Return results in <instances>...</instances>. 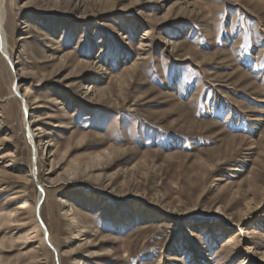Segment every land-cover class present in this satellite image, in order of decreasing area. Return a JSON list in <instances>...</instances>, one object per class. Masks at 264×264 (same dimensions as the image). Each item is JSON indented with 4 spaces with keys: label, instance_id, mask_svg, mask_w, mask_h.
<instances>
[{
    "label": "rangeland",
    "instance_id": "obj_1",
    "mask_svg": "<svg viewBox=\"0 0 264 264\" xmlns=\"http://www.w3.org/2000/svg\"><path fill=\"white\" fill-rule=\"evenodd\" d=\"M3 5L0 264H264V0Z\"/></svg>",
    "mask_w": 264,
    "mask_h": 264
},
{
    "label": "bare ground",
    "instance_id": "obj_2",
    "mask_svg": "<svg viewBox=\"0 0 264 264\" xmlns=\"http://www.w3.org/2000/svg\"><path fill=\"white\" fill-rule=\"evenodd\" d=\"M4 0H0V53L2 55H5L6 53V31H5V9H4ZM122 39H126V36H124ZM16 77V75L14 76ZM14 82V80H13ZM14 85V84H13ZM19 93V95H18ZM11 97L15 98L14 96H17V100L20 102L21 110H22V118L25 120L23 122V128L25 130V138L30 145L31 153H32V162H35L38 158L40 150H43V146L41 145V141H38L36 143V138L34 137V132L36 130L32 128V126L38 122V120H31L30 122H26V117L28 116V113L30 111V107L27 103V98L29 97L28 94H24L20 96V90L19 86H14L11 90ZM1 164V163H0ZM35 169L31 170V177L33 178V175L35 173ZM41 188V186H40ZM43 198V190L38 191V196L36 199L35 206L41 204ZM35 207V210H36ZM25 205L22 204L19 209H24Z\"/></svg>",
    "mask_w": 264,
    "mask_h": 264
},
{
    "label": "water",
    "instance_id": "obj_3",
    "mask_svg": "<svg viewBox=\"0 0 264 264\" xmlns=\"http://www.w3.org/2000/svg\"><path fill=\"white\" fill-rule=\"evenodd\" d=\"M35 169V168H34ZM35 171V170H34ZM35 178V176H34ZM36 185L38 187V191L41 190L42 192V188H40V186H38L37 182H36ZM39 210H40V204L37 205L36 207V219H37V222L39 223L42 231H43V238H44V243L45 245L50 249V251L54 254V257H55V261H56V264H57V256H56V251L55 249L53 248V246L51 245L50 241H49V237H48V233L43 225V223L41 222L40 220V217H39Z\"/></svg>",
    "mask_w": 264,
    "mask_h": 264
}]
</instances>
